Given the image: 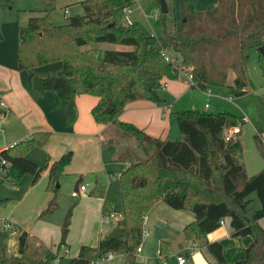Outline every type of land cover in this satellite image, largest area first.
I'll use <instances>...</instances> for the list:
<instances>
[{"label": "trees", "instance_id": "obj_1", "mask_svg": "<svg viewBox=\"0 0 264 264\" xmlns=\"http://www.w3.org/2000/svg\"><path fill=\"white\" fill-rule=\"evenodd\" d=\"M41 2L43 9L30 13L42 16L30 17L26 26L19 28L18 70L61 62L62 76L33 78V89L40 94L54 92L57 103L72 102L77 95L97 97L91 111L95 122L115 126L120 138L133 139L143 156L133 148L119 153L116 160L130 164L118 178L122 219L109 233L100 235L96 246H81L69 264H91L107 253H123L128 264H141L135 250L142 242L143 220L158 202L194 215L183 228L187 242L205 238L219 228L220 220L229 218L232 237L249 236L253 240L244 258L234 264H264V230L258 224L264 218V168L251 177L246 175L238 138L241 129L225 140L224 130L236 127L237 118L198 110L175 112L172 115L181 141H161L116 120L131 102L163 103L162 79L179 76L173 63L165 60L168 52L170 60L190 70L191 88L205 92L210 87H228L233 97L245 95L249 88L248 50H257L264 79V0H217L204 11L182 3L173 31L162 37L138 23L118 24V16L131 6V0H84L80 3L83 15L69 17L59 26L50 21L56 0ZM96 43L124 45L132 50L100 52L87 48ZM231 74L232 85H227ZM240 123L244 124L241 119ZM260 135L256 134L254 141L264 160ZM48 138L46 133H37L0 150V160L5 162L1 166L4 180L18 182L30 175L35 183L47 170V189L51 190L70 164L71 153L40 165L26 157L31 149L44 146ZM51 192L53 197L44 213L56 208L55 191ZM104 193V187L96 185L89 196L104 198ZM252 194L259 202L257 210L250 208ZM116 212L113 204L104 200L102 216ZM2 236L0 230V264H50V252L37 237L28 236L22 255L12 257L5 253ZM64 240L52 254V261L66 247ZM168 249V243H160L157 264H171ZM206 251L217 264H226L220 243L207 244Z\"/></svg>", "mask_w": 264, "mask_h": 264}, {"label": "rangeland", "instance_id": "obj_2", "mask_svg": "<svg viewBox=\"0 0 264 264\" xmlns=\"http://www.w3.org/2000/svg\"><path fill=\"white\" fill-rule=\"evenodd\" d=\"M27 7V10H42L41 0H19ZM18 1V2H19ZM78 0H56L55 10L51 13L50 21L53 25H64L67 18L83 15L81 5L77 4ZM131 6L118 16V24L126 26L130 23H138L144 26L149 32L156 37H162L173 31L174 22L179 20L177 5L179 0H165L167 5V14H162L159 0H131ZM68 9V15H64V9ZM28 15L29 13H25ZM42 16L39 13H32V16ZM87 48H97L103 51H131L132 47L124 45H114L108 43H96ZM171 59V52H168ZM247 74L249 88L247 93L241 97H233L228 87H210L207 92L202 93L198 89H192L187 95V109L206 111L208 113L219 114L227 113L237 118L238 126L241 129L238 135L242 156L241 160L244 164L246 175L251 177L259 173L264 168V160L259 154L254 136L256 134H264V79L258 67V53L256 49L247 51ZM181 76V75H180ZM233 75H229L228 84L232 85ZM191 88V87H190ZM208 96L210 97L211 107L204 108ZM228 97L231 100H228ZM210 105V102H208ZM244 117L247 122L240 123V119ZM232 127L224 130V135L230 133ZM116 130V129H115ZM177 130L178 138L170 137L171 141H181L183 139L179 130ZM1 137V136H0ZM136 142L133 139L124 140L118 137L113 142H105V147L113 148L116 152H121L127 148H133L143 158L142 152L136 149ZM40 165V164H39ZM130 164L114 165L111 171H120L122 173ZM0 160V230L3 232L2 243L6 250L10 248L11 239L15 234L25 232L27 236L37 237L42 244L49 250L48 258L51 259L50 264H69V261L76 257L78 249L77 245L82 240H89L93 232V220L88 216L89 205L82 203V198L72 197L74 185L77 181H73L71 176L62 175L52 186H48V171H43L39 179L33 183L30 175H24L18 182L4 180V173L1 170ZM111 177V181H105L106 197L105 199L113 204L117 211L110 220V225L103 224L100 227L102 234L95 239L87 240L85 246H96L100 235L109 233L112 228L122 219L121 199L119 180ZM85 180L82 184L87 187L88 193L91 187L86 184ZM55 191V206L53 212L44 213L48 207L50 200ZM251 199L250 208L259 209V202L255 194L249 196ZM190 219L194 220V215L188 211L173 210L166 206L163 202L156 203L153 208L146 214L143 220V231L148 232V237L143 236L139 245L141 252L136 256L141 264H157L159 254V245L161 242L169 244L167 255L171 264H176L177 257H184L186 264L189 263L187 256L189 243L185 241L183 228L190 223ZM192 220V221H193ZM10 223V224H9ZM5 224H9L8 229ZM96 224V233L98 230ZM105 231V232H104ZM104 232V233H103ZM65 239V245L58 252L59 258L52 261V254L56 252L58 244ZM93 241V242H92ZM91 243H95L94 245ZM68 252L65 253V249ZM96 262V260L94 261ZM116 264H128V257L123 253H115Z\"/></svg>", "mask_w": 264, "mask_h": 264}, {"label": "crops", "instance_id": "obj_3", "mask_svg": "<svg viewBox=\"0 0 264 264\" xmlns=\"http://www.w3.org/2000/svg\"><path fill=\"white\" fill-rule=\"evenodd\" d=\"M18 1L0 0V103L6 105L5 109L0 108L3 112L0 116V129L2 130L0 150L10 148L34 134L46 133L49 135L48 141L44 146L28 151L27 159L36 164H42L48 160L51 164L70 152L71 162L64 168L63 175L71 176L73 181L77 179L74 191L78 186L83 185L85 180L92 189L99 185L106 191L105 181L112 180L109 175L119 178L121 174L120 171L111 170L114 165L121 164L116 158L122 151L116 152L113 148L105 147V142L106 139L108 143L113 142L114 138L120 139V136L115 126L98 124L93 119L91 111L98 103L97 97L86 94L77 95L72 102L57 103L54 92L48 91L40 94L33 89V78L62 76L61 62L23 71L18 70L19 28L26 26L28 19L32 16L30 11L37 10H27V7ZM82 1L84 0H78L76 3L80 5ZM216 2L217 0H179L178 15L179 6L182 3H191L196 11H204ZM67 10V8L64 9V15H68ZM24 12L29 14L25 15ZM161 84L162 104L156 105L146 100L131 102L116 116V120L130 124L152 138L171 141V136L178 138L176 130L178 128L172 114L191 110L187 109L190 107L186 106V98L192 89L196 88H190L180 75L175 80L164 78ZM207 101L210 102V108V98H207ZM122 165L124 167L123 163ZM87 193L88 190L79 197L82 198V203L89 205L88 216L93 220V232L89 240L92 238L94 240L96 235L99 237V234H102L100 227L105 224L102 205L106 200V193H104V198L89 196ZM192 220L190 219V223ZM97 223L99 228L96 233ZM9 224H5V228L8 229ZM258 224L264 230V218ZM231 234L230 219L226 218L223 227H219L203 239L188 242V247L195 243L199 248L197 252L187 254L189 263L217 264L206 251V245L215 242L222 245L226 264H234L243 259L245 250L251 246L253 240L249 236L232 237ZM10 237L14 238L11 239L10 248L8 250L4 248L5 253L8 256L20 257L28 236L25 232H20ZM87 240L84 239L77 245L85 246L89 241ZM64 251L67 253L68 248ZM54 253L57 252L54 251Z\"/></svg>", "mask_w": 264, "mask_h": 264}, {"label": "built area", "instance_id": "obj_4", "mask_svg": "<svg viewBox=\"0 0 264 264\" xmlns=\"http://www.w3.org/2000/svg\"><path fill=\"white\" fill-rule=\"evenodd\" d=\"M65 14H67V11H65ZM165 60L168 62H172L173 63V67L176 69L177 73L179 75H181L184 78V82L190 87L193 84V78L192 75L190 74V70L188 69H184L183 67H181L177 62L170 60V58L168 57V55H165ZM207 92V91H205ZM210 97L208 96V99ZM228 100H231L230 97H228ZM209 103L208 101L204 104V108L208 109L209 108ZM0 108L5 109L6 105L4 103H0ZM242 123L247 122V119L242 117L241 118ZM240 132V128L237 127H232L230 130V133L227 135H224V138L226 141H228L232 136H234L235 134H238ZM0 133H2V130L0 129ZM264 134L260 135V139L262 140V142L264 143V139H263ZM1 164H5V162L3 160H1ZM87 190V187L84 185H80L78 186V188L71 194L72 197H77L80 194L84 193ZM114 213L108 215L107 217H103L104 218V223L106 225H110V220L114 217ZM224 225V219L219 221V227H223ZM143 236L145 238L148 237V232H144L143 231ZM198 246L195 245V243H192L188 248L187 251L189 254H193L195 252L198 251ZM141 249L140 247H138L135 250V256H137L138 254H140ZM115 260V254L114 253H107L105 256H103L101 259L97 260L96 262H92L91 264H116L114 262ZM176 263L177 264H185L186 263V259L184 257H177L176 258Z\"/></svg>", "mask_w": 264, "mask_h": 264}, {"label": "water", "instance_id": "obj_5", "mask_svg": "<svg viewBox=\"0 0 264 264\" xmlns=\"http://www.w3.org/2000/svg\"><path fill=\"white\" fill-rule=\"evenodd\" d=\"M159 3H160V8H161L162 14H164V15L167 14L168 10H167V5H166L165 0H159ZM259 51L263 52V49L259 48ZM107 111L109 112L110 110L107 109Z\"/></svg>", "mask_w": 264, "mask_h": 264}]
</instances>
